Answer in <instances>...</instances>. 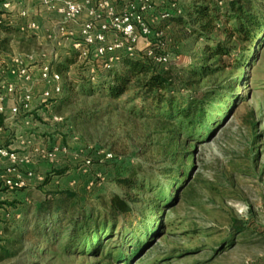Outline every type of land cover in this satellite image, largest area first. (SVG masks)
I'll return each mask as SVG.
<instances>
[{
  "label": "rangeland",
  "instance_id": "1",
  "mask_svg": "<svg viewBox=\"0 0 264 264\" xmlns=\"http://www.w3.org/2000/svg\"><path fill=\"white\" fill-rule=\"evenodd\" d=\"M177 1L180 5L191 2ZM157 9L152 18L145 16L153 36L149 41L144 40L143 47L146 44L151 47L138 52L139 44L137 53H157V46L164 47L170 63L162 67V71L182 76L184 69L195 64L205 43L189 38L178 26L162 20L164 11ZM214 38L221 42L226 40L222 34ZM13 40L14 44L22 42L21 34ZM18 46L15 51L21 55H30L32 50L37 52L33 45ZM8 52L11 53V49ZM46 55L55 70L57 64L72 53L64 47L52 54L49 50ZM223 62L228 64L231 60L225 57ZM235 78L237 74L228 69L202 81L186 94L198 97L212 88L226 87ZM132 95L130 92L118 102L99 96L78 97L72 104L54 108V114L64 118L59 132L69 133L65 135L70 137L69 146L65 148L68 155L75 156L77 167L84 159H91L97 165L95 160L101 155L114 156V161L103 166L100 174L104 181L89 196V201L97 202L99 198L108 201L114 194L124 195L117 181L135 173L134 178L145 187L131 194L144 201L142 209L147 213V201L153 197L148 189H166L168 194H174L168 187L173 183L175 172L184 159V163L190 165L189 178L179 189L180 194L191 184L188 195L180 197L172 209L163 210L161 234L131 264H264V41L252 67L236 88L233 102L214 110L212 121L215 122L209 125L213 126V131L202 141L188 140L185 132L171 133L177 129L175 123L165 125L148 117L135 116L134 105L124 104ZM82 111L89 114L76 119ZM71 143L79 144L80 149ZM54 189L50 185L44 191L37 189L29 206L38 204ZM23 209L20 207V212L14 213L15 218L22 216ZM2 217L8 219L6 215ZM234 218L249 226V234L246 238L237 237L231 246L215 253L229 239L230 222ZM113 243L123 245L124 241L117 237ZM124 247L125 251H130ZM14 264H18L17 261ZM40 264H98V259L49 253Z\"/></svg>",
  "mask_w": 264,
  "mask_h": 264
},
{
  "label": "trees",
  "instance_id": "2",
  "mask_svg": "<svg viewBox=\"0 0 264 264\" xmlns=\"http://www.w3.org/2000/svg\"><path fill=\"white\" fill-rule=\"evenodd\" d=\"M167 2L165 12L169 17L166 22L181 28L189 38L205 43L195 64L184 69L182 76L162 71L164 66L156 64L146 52L136 53L134 57L122 53L119 62L108 70L104 69L102 60L92 57L80 60L79 54L73 53L53 69L62 78L61 94L53 93L47 105L55 108L72 104L78 97L93 96L118 102L133 92L124 104L134 105L135 116L148 117L165 125L175 123L177 129L171 133L185 132L188 140L202 141L211 134L213 126L209 125L215 122L212 121L214 110L233 102L236 88L252 67L264 41V0H191L188 5H180L177 0ZM22 25L25 24L16 22L13 25L0 18V32L5 35L20 34ZM216 34H222L226 40L218 41L214 38ZM225 57L231 62L224 63ZM228 69L237 74V78L226 87L212 88L198 97L186 94L202 81ZM88 114L89 111L79 112L76 119ZM184 162L185 159L174 171L173 183L168 187L174 194H168L166 189H148L153 197L147 201V213L142 209L144 201L131 194L145 187L134 178L135 173L118 179L124 195L114 194L108 201L88 200L97 186L88 191L86 187L95 176L86 178L80 192L61 189L46 193L38 204L24 206L21 218L0 220V264H14L15 261L40 264L49 253L95 258L98 264H131L161 234L163 210L175 207L178 199L187 196L192 188L190 184L179 194L191 169ZM49 179H45V184ZM3 205L18 209L14 202L0 203V209ZM249 232L243 220L232 219L229 239L215 253L231 246L237 237L246 238ZM117 237L124 241L123 245L113 243ZM124 246L130 251H125Z\"/></svg>",
  "mask_w": 264,
  "mask_h": 264
},
{
  "label": "crops",
  "instance_id": "3",
  "mask_svg": "<svg viewBox=\"0 0 264 264\" xmlns=\"http://www.w3.org/2000/svg\"><path fill=\"white\" fill-rule=\"evenodd\" d=\"M64 1L59 0L56 3V8H61ZM75 1L82 2L84 12L77 22H67L63 15L39 1L16 3L13 0H0V18L3 21L10 22L13 25L16 22H22L25 25H35L34 30L20 31L21 38L24 39V42H17L15 44L13 42L14 36L5 35L0 32V84L7 86L14 84L16 88L13 93H9L6 90V99L4 101L5 111L3 114H0V149H5L18 156V162H12L9 158L0 156V203L11 204L14 202L17 203L16 207L18 208L14 209L7 205L1 206L0 220H6L2 215L13 218L17 215H14V213L20 212V207L24 208V206L31 205L30 198L34 197V192L37 189L44 191L50 185L52 189L55 188L51 190L52 192L64 188L80 192L82 190L81 184L86 178L97 175V172L100 174L102 171V165L94 164L88 173H83L81 172L82 164L77 167L75 156L63 152L58 154L55 163H50L41 158L42 152L46 150H51L54 147L63 149L69 146L68 140L70 137L65 136L69 133L66 131L59 132V128L63 125V122H54V117L58 116L54 114V107L42 102V95L49 88L40 80V77L43 66L48 65L52 68L50 62H48L46 52L50 50L52 54L56 50L68 47L72 54L77 53L75 45L81 41L82 27L85 23L93 20L90 12L96 9L99 0ZM136 1L109 0V5L116 13H120ZM153 1L156 8L146 14L148 18H152L156 14L158 7L164 12L168 8L167 0ZM22 13H26L25 18H21ZM106 22L107 16L104 15L103 19L98 21L97 24L101 25ZM5 39L10 40L8 43H2ZM110 40L112 41V37ZM139 44L140 50L138 49V52L149 49V44L143 47L144 40L139 42ZM23 45H33L37 52L32 50L30 51V55L18 54L15 49L17 46L20 47ZM10 49L11 53L8 52ZM16 60H19L29 71L32 77L31 82L19 79L14 74L18 68ZM26 91L30 92L33 96L32 110L26 113H20L19 115H13L12 110L19 106L21 98ZM53 128H55V131H53ZM71 145L74 148L77 147L80 149L79 144L71 143ZM19 160H27L28 162L21 163ZM28 174H32V176L29 177ZM19 178L25 182L24 188L12 191L4 186L5 180H18ZM47 178L50 179L45 184V179ZM68 185L71 188H67ZM16 218H21V215L16 216ZM1 235L2 224H0V237Z\"/></svg>",
  "mask_w": 264,
  "mask_h": 264
},
{
  "label": "built area",
  "instance_id": "4",
  "mask_svg": "<svg viewBox=\"0 0 264 264\" xmlns=\"http://www.w3.org/2000/svg\"><path fill=\"white\" fill-rule=\"evenodd\" d=\"M16 3H22L24 1H39L48 6L52 10H56L59 14L64 16L67 22H77L82 13L84 12V5L80 1L65 0L61 8H56V3L59 0H13ZM87 1V0H84ZM175 8V4L172 5ZM154 9L153 0H137L135 3L130 4L122 12L116 13L109 5V0H99L96 9L90 12L93 20L83 25L81 30V41L78 42L75 47L79 54V59L84 60L87 58H93L95 60H102L104 62V69H110L114 64L119 62L120 55L122 53L134 57L137 53V46L139 42L146 40L149 41L153 36L151 24L146 21L145 16L148 12ZM107 16V22L98 25L97 22L101 21L103 17ZM26 13L21 14V18H25ZM169 17L167 12L161 14V19L165 20ZM34 24H26L20 26V31L25 32L27 30H34ZM112 37V41L110 38ZM151 46H149L150 48ZM158 53L155 51H148L147 55L153 58L154 62L158 65L167 66L170 63L169 55L164 53V47L157 46ZM18 66L14 74L22 80L27 82L32 81L31 74L21 64L19 60H16ZM93 74V71H91ZM40 80L48 86L42 95V102L47 104L52 94H61V76L56 73L48 65L43 66L41 70ZM6 90L9 93L15 92L16 88L14 84L3 85L0 84V114L4 113V101L6 99ZM33 96L30 92L26 91L21 98L19 106L12 110L13 115H19L20 113H26L32 110ZM54 122L62 123L63 118L55 116ZM68 154V149L52 148L42 152L41 158L55 163L59 153ZM0 156L9 158L12 162H18V156L15 153H10L5 149H0ZM114 160V156L111 153H105L98 158L100 165H105L108 162ZM21 163H27V160H19ZM94 162L91 159H84L82 164V171L88 173L93 167ZM29 177L32 174H28ZM104 178L101 174H97L89 184L88 188L91 189L95 185L102 184ZM4 186L8 190H19L24 188L25 182L19 178L18 180L7 179L4 181Z\"/></svg>",
  "mask_w": 264,
  "mask_h": 264
}]
</instances>
